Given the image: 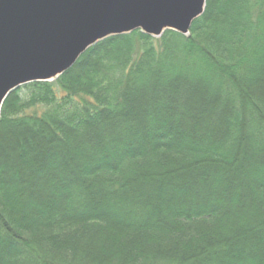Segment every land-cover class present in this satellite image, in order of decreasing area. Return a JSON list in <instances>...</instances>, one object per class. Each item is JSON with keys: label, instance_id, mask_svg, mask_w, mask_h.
<instances>
[{"label": "trees", "instance_id": "16d2710c", "mask_svg": "<svg viewBox=\"0 0 264 264\" xmlns=\"http://www.w3.org/2000/svg\"><path fill=\"white\" fill-rule=\"evenodd\" d=\"M0 264H264V0L88 48L0 109Z\"/></svg>", "mask_w": 264, "mask_h": 264}, {"label": "water", "instance_id": "95a60500", "mask_svg": "<svg viewBox=\"0 0 264 264\" xmlns=\"http://www.w3.org/2000/svg\"><path fill=\"white\" fill-rule=\"evenodd\" d=\"M205 0H0V109L17 88L52 82L91 46L140 31L188 35Z\"/></svg>", "mask_w": 264, "mask_h": 264}, {"label": "rangeland", "instance_id": "374dc122", "mask_svg": "<svg viewBox=\"0 0 264 264\" xmlns=\"http://www.w3.org/2000/svg\"><path fill=\"white\" fill-rule=\"evenodd\" d=\"M204 4H205V2H204ZM204 11V10H203Z\"/></svg>", "mask_w": 264, "mask_h": 264}]
</instances>
